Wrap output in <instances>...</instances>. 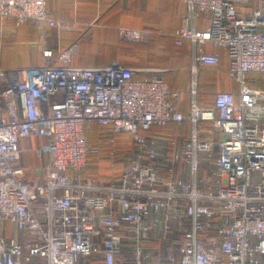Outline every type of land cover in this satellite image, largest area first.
Here are the masks:
<instances>
[{
	"label": "built area",
	"instance_id": "2783aa9c",
	"mask_svg": "<svg viewBox=\"0 0 264 264\" xmlns=\"http://www.w3.org/2000/svg\"><path fill=\"white\" fill-rule=\"evenodd\" d=\"M48 4L0 0V22H31L43 35L77 29ZM186 4L174 36L192 47L188 114L159 75L165 69L73 65L78 41L59 54L45 49L40 64L0 71V223L24 234L0 232V264H264V89L252 84L264 79V0ZM155 31L120 35L146 43ZM221 49L238 94L218 92L201 107L199 73L219 65ZM183 122L191 129L182 143L150 133ZM94 126L133 139L115 179L82 176L101 154L88 139ZM31 136L48 140L35 149L49 156L43 181L30 182L19 164Z\"/></svg>",
	"mask_w": 264,
	"mask_h": 264
},
{
	"label": "crops",
	"instance_id": "0c3cea01",
	"mask_svg": "<svg viewBox=\"0 0 264 264\" xmlns=\"http://www.w3.org/2000/svg\"><path fill=\"white\" fill-rule=\"evenodd\" d=\"M50 13L54 18L64 17L75 23V30H58L49 28L43 35L33 23L29 22L17 26L15 21L3 20L0 22V71L8 69L3 67L2 52L12 48L19 51L20 57L25 61L24 66L40 64L42 54L45 49H52L55 54H59L72 42H79V51L73 57V65L84 67H101L112 63H121L134 68H158L168 71H187L191 77L189 64L191 62L192 47L189 46L184 52H178L181 62L176 65L164 62L163 53L165 44L173 37L176 29L181 25L183 16L187 13L186 0H49ZM203 23H198L200 29L206 27ZM154 28L149 39V43L154 44L147 48L142 44L143 50L137 51L129 41L122 39L120 29L122 28ZM146 49V50H145ZM158 55L155 57L153 52ZM221 60L217 67H204L200 74L206 72L207 79L204 81L202 90L197 95L199 106H208L214 103L215 94L221 91L235 93L239 91L238 83L229 77V57L226 49H221ZM172 61H177L174 53ZM139 74V73H137ZM142 74V75H141ZM153 73H140L142 77ZM161 74V73H160ZM169 82L174 89L182 91L188 95V106L183 107L184 114L190 111L192 94H188L186 78L179 86L173 76H168ZM169 82L167 81L168 85ZM210 82V83H206ZM206 84V87H205ZM211 84V87L208 85ZM253 86L264 89V79L253 81ZM171 87V86H170ZM190 89V88H189ZM212 93V101L209 102L205 95ZM180 111V110H179ZM264 124V123H263ZM179 126V127H178ZM190 125L183 122L181 125H172L166 131L171 133L176 142L182 143L190 133ZM225 135L220 131L215 133L217 140H223ZM48 142L46 138L31 136L21 140L22 159L19 164L26 169L27 179L30 182L43 181L46 177L45 167H49V156L38 157L35 153L37 147H41ZM37 174V175H36ZM0 232L7 237H16L23 240L24 234L16 231L10 223H0Z\"/></svg>",
	"mask_w": 264,
	"mask_h": 264
},
{
	"label": "trees",
	"instance_id": "16d2710c",
	"mask_svg": "<svg viewBox=\"0 0 264 264\" xmlns=\"http://www.w3.org/2000/svg\"><path fill=\"white\" fill-rule=\"evenodd\" d=\"M206 19H208L207 16H203L200 19L199 23H203L205 25V22L208 23V21H206ZM155 32H153V33H155ZM169 40H171L169 42H172V40H173V42H172L173 44L168 45V44L164 43L165 44V46H164L165 49H164L163 53L165 55V59L163 61L164 62H168V64L176 65L178 62H181V59L178 56V54H179L178 52H181L182 53V52L186 51L187 48L189 49L190 42L189 41H185L182 45H178L176 43V39H175V36L174 35ZM137 43H139V42H137ZM78 44H79V42H78ZM129 45H133V46H135L137 48V51H141V50H143V45L144 46H147V48L148 47L151 48L152 45H154V44H151L148 41V42H146V44H143V45L142 44H136L135 42L129 43ZM152 48H154V47H152ZM179 48L181 49V51H179L180 50ZM155 53H156V51L153 52V54L155 55V57H158V55L155 54ZM173 53H174L175 57L177 58V61H175V62L172 61V54ZM190 65H191V62L189 64V70H190ZM137 75H140V73L139 74H136L135 76L137 78H141V76H137ZM152 75H154V74H152ZM152 75H149V76H152ZM159 75H161L163 77V79L165 80V82H167V81L169 82L168 76H173L176 79L175 82L177 83L178 86L186 78V81L188 83L187 86L189 85L188 88H187V91L189 92L188 94H190V89H189L190 88V81H191L190 72L188 74L187 71H180V70H175L174 71L173 70V71H168V72H165V73H161ZM206 75H207V73L204 72L202 74V76L200 77V73H199V77H198V92H197V95L199 94V92L202 90V88L204 86V81H205V79H207V76ZM206 83H210V82H206ZM169 84H170L169 87L171 86L170 87L171 91L178 93V96H176L175 99H174V103L176 105V108L178 110H180V111H185L183 109V107H186V105L188 106V103H187V102H189L188 101L189 100L188 99V95L184 94L183 97H182V91L181 90L179 91L177 89L172 88L173 87L172 86L173 85L172 83L169 82ZM208 85L211 87V84H208ZM205 87H206V84H205ZM216 94H215V96H216ZM236 94H238V92H236ZM205 97H206V99L209 102L212 101V93L211 92L210 93H206ZM214 99H215V97H214ZM213 105H214V103L211 104V105H208V106H201V107H212ZM172 125H178V124L173 123V124H169L167 126L155 127V128H153L150 131V133H152V134H159V135H168V136L173 137V135L171 133H167L166 132V131H168L167 129L170 126H172ZM99 129H102L100 131L101 135L99 134V137H98L99 138V141L98 142H94V144H92V145L93 146H97L98 148H100L101 154L93 155V156L90 157L89 162H88L86 168L82 172V176L83 177H86V178L93 177V178H96V179H99V180L109 181V180H112V179H115V178L119 177L121 175L122 171H123V167H117L114 164L115 159L116 158H119V157L120 158H123V157L125 158V155L129 151H131L133 149L134 143H133L132 137L129 134H127V133L114 134L109 128L99 127ZM105 131H107L108 134H110V138H114V140L116 138H121V137L128 138V143L131 142L130 144H132L131 148H129L130 150L128 149L129 150L128 151V150H125L124 148L120 149L118 147L117 148H104V147L111 146L110 144L107 143V139L103 136V134H104ZM108 134H106V135H108ZM104 149H107V151H108V155L107 156L108 157H104L103 158L102 152L104 151ZM97 158H99V159L97 161H94ZM101 162L102 163L108 162V165H110V167H108V166H105V168L103 167L104 168L103 170L104 171H107V175H111L107 179H100V178L94 176V175H98L97 174L98 173L97 171L99 170L98 165ZM113 172L115 174H113Z\"/></svg>",
	"mask_w": 264,
	"mask_h": 264
},
{
	"label": "rangeland",
	"instance_id": "374dc122",
	"mask_svg": "<svg viewBox=\"0 0 264 264\" xmlns=\"http://www.w3.org/2000/svg\"><path fill=\"white\" fill-rule=\"evenodd\" d=\"M137 43V42H135ZM140 43H144V42H140ZM180 49V48H179ZM181 51V49L179 50ZM2 61H3V67L8 68V69H13V68H17V67H23L25 63V61L22 59V57H20L19 51L16 49H12V48H8V49H4L2 52ZM181 71V70H180ZM203 73L200 74V77L202 76ZM102 129H99L98 126H94L92 129H90L88 131V139L89 142L91 144H94V142H98L99 141V134L101 135L100 131ZM108 134L107 131L104 132L103 136L107 139V143L110 144L111 146L109 147H104V148H124L125 150H128L129 148H131L132 144H130L131 142L128 143V138L126 137H121V138H116L114 141H110V139H114V138H110V134ZM110 138V139H109ZM130 150V149H129ZM128 150V151H129ZM127 151V152H128ZM103 154V158L104 157H108V151L107 149H104V151L102 152ZM126 156V155H125ZM99 158L95 159L94 161H97ZM114 164L117 167H123L125 165V158H116L114 161ZM105 166L110 167V165H108V162L105 163H99L98 168L99 170L97 171L98 175H94L100 179H107L109 178V176L111 175H107V171H104L103 169L105 168ZM104 167V168H103ZM113 174H115L113 172Z\"/></svg>",
	"mask_w": 264,
	"mask_h": 264
}]
</instances>
